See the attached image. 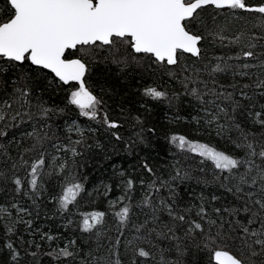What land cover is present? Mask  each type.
<instances>
[{
    "label": "snow or ice",
    "instance_id": "6c2138e0",
    "mask_svg": "<svg viewBox=\"0 0 264 264\" xmlns=\"http://www.w3.org/2000/svg\"><path fill=\"white\" fill-rule=\"evenodd\" d=\"M99 65L138 76L146 100L186 105L193 138L168 137L183 163L135 153L131 174L114 166L120 194L87 192L107 210L81 212L78 158L103 146L76 119L114 151L150 147L139 116L125 141L111 93L95 94ZM60 91L64 106H47ZM58 113H75L65 131L77 139L53 131ZM21 125L32 130L9 139ZM0 140V264H264V0H0ZM193 180L203 187L185 199ZM213 187L232 199L205 195ZM45 202L70 236L37 226Z\"/></svg>",
    "mask_w": 264,
    "mask_h": 264
},
{
    "label": "trees",
    "instance_id": "16d2710c",
    "mask_svg": "<svg viewBox=\"0 0 264 264\" xmlns=\"http://www.w3.org/2000/svg\"><path fill=\"white\" fill-rule=\"evenodd\" d=\"M93 73V78L96 81V86L94 87L95 94L103 95L100 92V85L104 86L106 92L111 93V96L104 95V99L111 106L110 116L122 124L119 131L123 135L124 140L127 141L129 137L135 138L134 134L140 130V126L136 125L134 117L139 116L140 120L143 121L145 139L150 147L145 148L144 145H140L135 148L134 154L130 155L123 151L125 144L119 143L117 145V150L114 151L112 146L108 144L109 134L105 133L102 128H97V125H91L93 128H97L96 132H87L90 122L86 121L84 118L76 119L75 113H58L53 115L48 122L52 125L53 131H56L57 135L65 143L69 135L73 140L78 138L75 131L72 133L65 131L67 126L72 123L73 119H76L77 124L86 130L85 134L89 137L88 142L90 144L98 142L103 146L102 149L93 147L91 150L84 153L83 158H78L81 163L78 172L80 173L81 181L86 189V192L77 206L81 212L107 210V199L103 196L99 198H89L87 192L99 188L101 193H103V185H111L112 192L109 193L108 199H114L118 196L120 191L117 189L116 185L119 178L114 174V166L115 171H126L131 174L133 172L131 166L135 165L137 162L135 153L141 156L150 155L151 163H153L157 169L164 168L167 164L171 163L174 158L180 159L183 163V157H173L169 154V149L172 148V146L169 144L168 137L172 134H179L193 138L191 128L194 127V125H190L186 122L191 119L187 114L186 105H182L179 109H170L167 101H150L143 98L141 95V82L138 76H133L131 74L123 75L120 73L119 69L113 65H99L93 69ZM65 95L66 93L63 91L58 93L46 92L43 95V99L49 107H63L66 102L64 99ZM142 104L145 106L141 107ZM177 116H179L180 119H176ZM153 126L156 128L155 135L146 131L148 127ZM31 130V127L28 125H21L18 129H11L9 139L12 138V133H15L16 139L19 140L24 131ZM198 139L212 144L216 143L214 139L209 140L207 136H200ZM0 142L7 143V141L3 140H0ZM12 150L13 152L15 151V145L12 146ZM49 151H52V149H49ZM172 152H175L174 148H172ZM202 187L201 185H197L194 180L189 182L187 192L183 193L185 199H191L189 193H191L193 189L198 194ZM212 192L220 196L221 200L224 202L232 199L230 194L221 189L214 187L204 189L205 195H209ZM3 199V194L0 193V203H3ZM93 200H95V203H93ZM217 206L220 205L217 204ZM54 211V205L45 202L41 208L40 218L36 220L37 226L42 227L44 231L50 230L53 235L63 234L64 237L70 236L75 230V224L65 229L63 225L66 221L58 214L53 215ZM45 213H47V217ZM77 235H79V233H77ZM4 259H6V256H0V260ZM188 259L191 261L192 257L189 256ZM45 264H48L47 259H45Z\"/></svg>",
    "mask_w": 264,
    "mask_h": 264
}]
</instances>
